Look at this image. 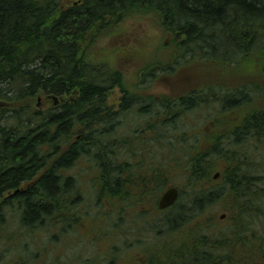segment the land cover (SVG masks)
Here are the masks:
<instances>
[{"label": "trees", "instance_id": "trees-1", "mask_svg": "<svg viewBox=\"0 0 264 264\" xmlns=\"http://www.w3.org/2000/svg\"><path fill=\"white\" fill-rule=\"evenodd\" d=\"M139 15L164 36L162 56L138 75H170L168 94L132 91L118 64L128 46L117 29ZM195 56L218 65L177 78ZM245 63L255 70L222 76ZM54 95L59 103L37 107ZM142 99L154 107L135 108L151 130L137 150L118 135L119 116ZM263 100L264 0H0V264H264ZM209 108L200 127L180 129ZM81 161L95 171L84 195L70 172ZM176 177L179 198L162 210ZM100 215L115 219L97 231ZM73 228L97 252L49 261L44 233Z\"/></svg>", "mask_w": 264, "mask_h": 264}, {"label": "rangeland", "instance_id": "rangeland-1", "mask_svg": "<svg viewBox=\"0 0 264 264\" xmlns=\"http://www.w3.org/2000/svg\"><path fill=\"white\" fill-rule=\"evenodd\" d=\"M122 29H125V33L127 36L126 40H123L122 42L127 43L126 46L128 47L125 48L126 50L120 52V62L118 64L125 70V81L127 85L132 91H134L133 85L137 83H139L140 85L141 83L146 81V80H142V78H146V75H144L145 71L142 72L143 74L141 73V76L138 75L140 73V70L143 68H146L147 64H149L150 62H154L156 60L155 57L157 54L159 57L162 56L161 55L162 53L159 50V47H160V44L162 43V38L164 35L161 29V26L159 24L146 21L144 18L142 19L140 15L137 17L129 18L126 22H124L122 25L118 27L117 31H121ZM107 43L108 42H104V44L106 45ZM198 61H200V58L198 56L193 57L186 64L176 66V70L174 71L173 74L177 78H182V76L186 74L187 72L186 69L188 68H195L198 73H201L202 71L206 69H210L218 65V63L214 61L213 62L210 61L208 62V64L198 65L197 63ZM244 68L247 70L242 71L240 66H238L237 71L232 72V73L224 72L222 76L231 77V76H236V75H246L245 73L250 74L251 71L255 70V67L251 66L249 63H245ZM148 69L149 68L147 67V70ZM155 73L156 72H154V74ZM150 77L152 78V80L154 79V76H149V80H150ZM164 81L168 82L167 88L163 89L161 87H157L158 84H156L155 93H158V94L159 93H167V94L169 93L171 85L172 84L174 85L172 81V77L168 75L165 77ZM184 83H187V82H184ZM218 83L216 84V87H218ZM148 84H150V82L145 83V86ZM121 91L122 90L120 88H117L114 91L116 106H117L118 96ZM146 92L149 93L147 90ZM142 93L146 95L145 91H142ZM123 95H124V92H123ZM45 97L47 96H40V100L38 99L36 103L37 107L40 110H45L49 108L55 102V99L53 97L52 98L51 97L45 98ZM111 97H113V95ZM110 101L113 102V100L111 99ZM133 108L129 111H126L123 115L119 116V120L124 119V123H122L120 127L121 130H118L119 134L118 133L117 134L121 135L122 133L127 132L126 133L127 135L125 137L128 138V140H131L129 147H131L132 149L136 148L138 150L139 144L136 138L138 135H136V132L134 131L135 129L133 126L136 124H139L138 121L140 119V116H139V113H137V111L135 110V108L137 107L133 105ZM215 112H216V109H213V108H209V110L196 109L189 113L190 116L188 117L190 118H186L185 121L182 122L180 129H186L188 127L190 128L200 127V125L205 121L204 115L207 116L209 113H215ZM144 119H147V118L144 117ZM134 137L136 141H133ZM140 143H143V142H140ZM156 151L159 152V151H162V149L158 145L152 144L151 153L156 152ZM70 172L73 173L75 176H77L79 184L81 186L80 190H81L82 195L87 194L86 191L92 188L93 186L92 184L93 182L91 181V179L95 171L91 170V174H90V167L87 165V162L81 161L77 165H75L70 170ZM217 172L220 173L219 175L220 177L221 171L218 170ZM217 172H215V174ZM173 180L175 181L172 184L180 187L179 184L176 182L179 179L176 177V178H173ZM169 184L170 183H168V185ZM111 218L112 220H114L115 216H112V217L105 216L104 217L103 215H100L97 231H99L101 226H103V224L105 223V220H111ZM89 226L90 225L86 224L85 226L80 227L79 230L81 231V228L85 230ZM79 230H75L73 228L69 232L62 233L60 235L57 233L50 234L48 232H45L44 237H42V239L39 242L40 244L43 243L44 241L43 238H46V237L49 238V236H52L53 237L52 239H54L53 242L50 243L49 248L46 250L48 253L47 259L49 261H53L55 260L56 256H59V255H61L62 258H65L66 256L67 257L74 256L75 258H78V259H82V257H84V259H89L90 257H92V255H94V253L97 252L96 246L95 244H93L90 237H88L87 239V235H80ZM115 236L117 238V241L120 240V238L123 237V230L121 229V231ZM99 240L102 242H109V239L105 237V235L103 234H101V237ZM28 241L30 242V239H28ZM23 244H25V241L23 240L17 241V243H15L14 246L11 243V245L14 248H17L18 250H22V248L20 249V246H23ZM34 244L36 243H31V250L35 249ZM13 254H14L13 252L11 253L9 252L7 257L12 258L14 256Z\"/></svg>", "mask_w": 264, "mask_h": 264}, {"label": "flooded vegetation", "instance_id": "flooded-vegetation-1", "mask_svg": "<svg viewBox=\"0 0 264 264\" xmlns=\"http://www.w3.org/2000/svg\"><path fill=\"white\" fill-rule=\"evenodd\" d=\"M165 77H166V75H164L161 79H158V78H156L157 80H152V82L150 83V84H148V85H156V84H158L157 85V87H161V88H163V89H165V88H167V85H168V82L166 81H164V79H165ZM147 85V86H148ZM151 89V88H150ZM150 89H147V90H150ZM51 98H52V96H50ZM123 99H124V95H123V92L121 91L120 92V94H119V96H118V102H117V106H120L121 104H122V102H123ZM160 102H158V104H159ZM134 106H141V108L143 107V106H145V107H147L148 106V109H153V107H154V104H153V102H149V101H147L146 99H142V103H139L138 101H136L135 103H134ZM151 121H153L154 120V118H151L150 119ZM120 121H123V120H120ZM141 121V123H142V127L141 128H139L138 130V132L136 133V135H138L139 134V132H140V135L142 136V137H144V136H148L149 135V131H151V130H149V128L147 127V125H146V119H141L140 120ZM123 134V133H122ZM121 134V135H122ZM126 136V135H125ZM124 144H126V143H124V142H121L120 143V146H123ZM73 168V167H72ZM24 187V185H19L18 187H16V190L17 191H19V190H21L22 188Z\"/></svg>", "mask_w": 264, "mask_h": 264}, {"label": "water", "instance_id": "water-1", "mask_svg": "<svg viewBox=\"0 0 264 264\" xmlns=\"http://www.w3.org/2000/svg\"><path fill=\"white\" fill-rule=\"evenodd\" d=\"M40 99V98H39ZM220 175L219 172H217L214 175V178H218ZM180 194V189L176 185H170L168 186L165 191L161 194L159 200H158V206L161 209H164L170 205H173L176 200L178 199V196ZM225 217V216H223Z\"/></svg>", "mask_w": 264, "mask_h": 264}, {"label": "bare ground", "instance_id": "bare-ground-1", "mask_svg": "<svg viewBox=\"0 0 264 264\" xmlns=\"http://www.w3.org/2000/svg\"><path fill=\"white\" fill-rule=\"evenodd\" d=\"M54 99H55V103H58V97L56 96V95H54V96H52ZM40 98V97H39ZM61 99H63V98H61ZM40 100V99H39ZM178 198H179V196H178ZM177 201V200H176ZM170 206H172V205H170ZM170 206H168V207H170ZM168 207H166V208H168ZM166 208H164V209H166Z\"/></svg>", "mask_w": 264, "mask_h": 264}]
</instances>
